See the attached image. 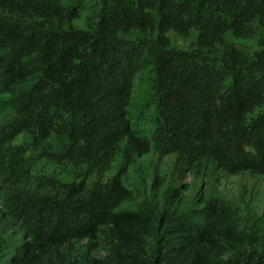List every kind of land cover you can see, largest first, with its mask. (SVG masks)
Instances as JSON below:
<instances>
[{"label": "trees", "instance_id": "16d2710c", "mask_svg": "<svg viewBox=\"0 0 264 264\" xmlns=\"http://www.w3.org/2000/svg\"><path fill=\"white\" fill-rule=\"evenodd\" d=\"M94 1L92 15L85 0H0V264H264V212L215 186L221 169L264 176V37L254 52L226 40L264 27V0ZM194 28L191 49L172 45ZM144 68L151 137L129 111ZM151 152L177 159L149 184L137 158Z\"/></svg>", "mask_w": 264, "mask_h": 264}, {"label": "rangeland", "instance_id": "374dc122", "mask_svg": "<svg viewBox=\"0 0 264 264\" xmlns=\"http://www.w3.org/2000/svg\"><path fill=\"white\" fill-rule=\"evenodd\" d=\"M62 4L65 6L70 5V0H61ZM96 2L94 0H85V6L83 11L86 14H94V8H92L93 4ZM75 26L81 29H87V17L83 16L75 20ZM133 35H137L134 33ZM199 35V31L194 28L190 31V33L186 36H183L176 32L175 30H171L168 32V36L171 39L172 45L175 48L182 49V50H189L192 48L193 45L197 42ZM264 37V27H260L257 34L253 37L248 38H241L235 36L232 31H229L226 34V40L230 43L235 44L238 47H245L248 48L251 52L257 51L260 47L259 39ZM153 72L151 68H144L136 75L134 80V91L131 97V103L129 106L130 115L132 117L133 128L136 130L141 136L144 137H151L153 131L156 129V120L158 117V113L156 111V103L153 101ZM177 159V155L173 154L166 157H161L159 154L155 152H151L150 154L144 156L143 158H137V165L144 167V176L147 178L149 184L152 183V167L153 164H159L160 173L163 175H170L172 170L175 169V161ZM120 160L114 163L113 168L106 171L104 173V179L108 180L113 177L118 168V163ZM70 167V166H68ZM38 169L43 171L47 175H51L54 173H60L59 176L64 181L68 182L73 180V175L68 171H62L60 166L56 163L48 162L46 160H42L39 165ZM135 170H132L129 176L126 177V181L129 185H131L134 189H139L140 185V178L138 173ZM219 173L223 174L221 181H215L216 189L227 191L228 189L231 191H235V189L239 190V192L231 193V199H235L237 201L240 200V196L242 193H245L244 200L249 203H252L253 209L257 206V212L261 215L264 212V176L253 175L250 172L244 173L239 175L242 180L237 182L235 180H239V177L234 176L230 178L224 175V170H219ZM217 172V176H219ZM233 179V180H232ZM80 180V178H78ZM93 179L91 178L90 181ZM192 178L188 174L182 175L178 179V184L182 185L183 183L191 182ZM202 179L198 181L199 189H204L205 193L209 192V189H212L213 183L211 181L205 180L202 184ZM242 190V191H241ZM241 191V192H240ZM81 243H85V241H80ZM99 247L93 250V255L97 258H102L107 254L106 249L104 248V241H98Z\"/></svg>", "mask_w": 264, "mask_h": 264}]
</instances>
